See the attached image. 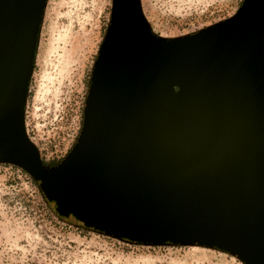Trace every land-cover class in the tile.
<instances>
[{
	"label": "water",
	"instance_id": "obj_1",
	"mask_svg": "<svg viewBox=\"0 0 264 264\" xmlns=\"http://www.w3.org/2000/svg\"><path fill=\"white\" fill-rule=\"evenodd\" d=\"M47 1L0 0V163L90 229L264 264V0L178 37L113 0L82 130L52 166L26 129Z\"/></svg>",
	"mask_w": 264,
	"mask_h": 264
},
{
	"label": "rangeland",
	"instance_id": "obj_2",
	"mask_svg": "<svg viewBox=\"0 0 264 264\" xmlns=\"http://www.w3.org/2000/svg\"><path fill=\"white\" fill-rule=\"evenodd\" d=\"M243 0H142L155 33L178 37L234 15ZM113 0H48L26 105V129L51 166L82 130L92 71ZM0 264H245L201 245L142 244L61 216L23 168L0 163Z\"/></svg>",
	"mask_w": 264,
	"mask_h": 264
},
{
	"label": "trees",
	"instance_id": "obj_3",
	"mask_svg": "<svg viewBox=\"0 0 264 264\" xmlns=\"http://www.w3.org/2000/svg\"><path fill=\"white\" fill-rule=\"evenodd\" d=\"M54 165V164H51V166Z\"/></svg>",
	"mask_w": 264,
	"mask_h": 264
}]
</instances>
